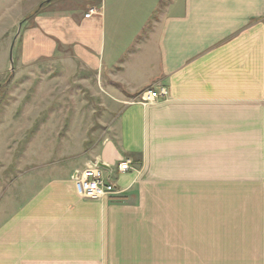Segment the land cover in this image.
<instances>
[{
    "label": "crops",
    "instance_id": "1",
    "mask_svg": "<svg viewBox=\"0 0 264 264\" xmlns=\"http://www.w3.org/2000/svg\"><path fill=\"white\" fill-rule=\"evenodd\" d=\"M22 58L76 67L113 105L83 167L105 164L121 192L80 196L75 167L14 181L0 264L183 263L199 247L264 264V0H48Z\"/></svg>",
    "mask_w": 264,
    "mask_h": 264
},
{
    "label": "rangeland",
    "instance_id": "2",
    "mask_svg": "<svg viewBox=\"0 0 264 264\" xmlns=\"http://www.w3.org/2000/svg\"><path fill=\"white\" fill-rule=\"evenodd\" d=\"M47 4L0 0V196L23 176L82 168L111 135L114 107L97 93L99 87L81 80L82 71L60 60H22L24 32ZM191 257L164 264H240L206 261L211 256L203 247Z\"/></svg>",
    "mask_w": 264,
    "mask_h": 264
},
{
    "label": "built area",
    "instance_id": "3",
    "mask_svg": "<svg viewBox=\"0 0 264 264\" xmlns=\"http://www.w3.org/2000/svg\"><path fill=\"white\" fill-rule=\"evenodd\" d=\"M96 13V8H89L85 14L90 18ZM169 91L166 87L149 90L143 97V101H156L161 96H167ZM137 169L132 158L123 159L118 165L117 170L121 173ZM77 193L82 197L99 199L119 194L115 181L105 172L99 161H91L85 167L77 169L72 175Z\"/></svg>",
    "mask_w": 264,
    "mask_h": 264
},
{
    "label": "water",
    "instance_id": "4",
    "mask_svg": "<svg viewBox=\"0 0 264 264\" xmlns=\"http://www.w3.org/2000/svg\"><path fill=\"white\" fill-rule=\"evenodd\" d=\"M21 27V26H20ZM100 165L102 166V167H104V168H106L107 166L105 165V164H103V163H100Z\"/></svg>",
    "mask_w": 264,
    "mask_h": 264
},
{
    "label": "trees",
    "instance_id": "5",
    "mask_svg": "<svg viewBox=\"0 0 264 264\" xmlns=\"http://www.w3.org/2000/svg\"><path fill=\"white\" fill-rule=\"evenodd\" d=\"M165 1L162 2V4L164 3Z\"/></svg>",
    "mask_w": 264,
    "mask_h": 264
}]
</instances>
